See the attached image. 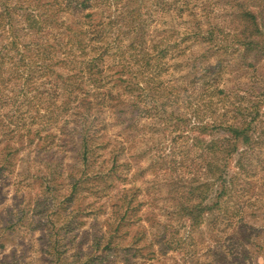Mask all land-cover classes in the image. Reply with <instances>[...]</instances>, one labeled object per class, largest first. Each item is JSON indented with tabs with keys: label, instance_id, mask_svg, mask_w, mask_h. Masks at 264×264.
Here are the masks:
<instances>
[{
	"label": "rangeland",
	"instance_id": "obj_1",
	"mask_svg": "<svg viewBox=\"0 0 264 264\" xmlns=\"http://www.w3.org/2000/svg\"><path fill=\"white\" fill-rule=\"evenodd\" d=\"M50 1L0 0V24L8 23V35L0 28V44L15 39L19 46L32 40L66 46L45 52L31 45L26 61L39 63L38 54L56 73L82 77L86 61L104 50L100 38L113 42L103 26L118 12L112 5L68 9L49 14L54 22L47 20L39 32L28 30L24 15L34 8L53 13L58 6ZM144 1L139 12L147 55L136 49L138 59L143 56L138 66L123 67L133 47L124 58L107 51L100 62L108 80L105 102L87 117L78 114L89 88L84 78L55 88L56 74L48 78L34 70L25 82L24 68L22 78L12 79L15 50H5L0 164L5 144L15 151L0 170V264H264V56L242 57L236 48L225 53L220 42L203 39L212 25L230 36L239 31L240 3L264 30V0ZM118 76L140 83L136 104L154 107L135 118L133 97L114 81ZM147 91L149 102L143 98ZM250 119L251 145L228 158L222 197L195 224L185 209L200 200L215 202L218 183L207 170L222 165L220 152L231 142L213 127H241ZM83 126L90 127L89 134ZM84 137L86 161L80 156ZM74 181L81 184L72 194ZM110 239L118 248L104 253ZM94 247V255L104 258L86 263Z\"/></svg>",
	"mask_w": 264,
	"mask_h": 264
},
{
	"label": "trees",
	"instance_id": "obj_2",
	"mask_svg": "<svg viewBox=\"0 0 264 264\" xmlns=\"http://www.w3.org/2000/svg\"><path fill=\"white\" fill-rule=\"evenodd\" d=\"M50 2L52 3L54 2V0H51ZM55 2H56V6H58V9L56 11H53V13L49 11H45L42 13L39 10L36 12L37 8H34L33 11L26 13L24 15V20L26 21L25 27L28 30L34 33H37L41 30V28H44V25H46L47 20H50V22H54L53 18L47 17L49 16V14L54 17L57 13L66 11L68 9L72 11H76V10L82 11L88 8H92L94 6L108 7L112 5L115 8V10L118 12V14L112 17L111 19H109L107 23H104L103 28L110 35L112 34L111 39L113 40V42L107 43L105 39L101 37L100 41L102 44V48H104V50L102 49V52L100 53L98 57H95L93 59L91 58L86 61V63L84 64V67L80 69L82 75H79V76H82V77L74 78L75 76L63 75L62 73H58V72L56 73L54 68L50 66L49 64H47L46 60L42 56L36 54L35 52L34 53L37 56H39L40 62L36 63V61L33 59L26 61V57L32 58L31 52H33V49L31 48L32 47L31 45L36 47L35 51L43 49L45 52H48V50L65 51L67 48L66 46H61V45H58L57 43L45 46V45L36 43L35 40H32L30 44L25 43L24 45L19 46L18 43H16L15 39H11V41L8 44L6 43L0 44V73H1L2 66L4 64V57L6 54L4 52L8 47H10L15 50L14 51L15 58L13 62L10 64V68H9L11 69L12 79L17 78V77L22 78V76L20 75V70L26 68V70H28V73L24 77L25 82L34 78L35 73H32L30 75L31 71H34V70L39 71V73H37L38 75L42 73L44 76L48 78L56 74V77L57 79L60 80V82L54 85L55 88H57L58 86H63V87L66 86L67 80H72L73 82H70V81L69 82L73 85H75L78 81L83 83L85 80L86 84L89 86V88L86 91L82 89L81 85L77 84V88L80 89L79 91L82 93H84L85 91V94L87 95L83 97L79 102L82 108H78V111H79L78 114L79 116L85 115L87 117V115L91 112V110L93 109L99 110L105 102L103 97H105L106 94L102 93V90L104 87H106L108 80H107V76L105 75V73L102 72L100 62L103 56L107 55L106 54L107 51L109 49L115 50L118 56L120 55V56H123L122 58H124V54L126 52L125 49L133 47L131 49L132 52L128 55V58L125 59L124 61L125 64L121 65L123 67L130 66V64L138 66L139 61H141L143 58L142 56L141 59H138L137 55H135L133 51L136 49H138L139 51L140 50L143 51L144 48L146 47L147 31L141 19L142 15L139 12V7H145V1L144 0H124V2L122 3L119 0H55ZM122 6L123 8L124 6L126 7L125 9L120 10ZM152 6L153 5H149L146 8L152 9ZM238 7H239L238 13L236 14L235 18L241 24V28L239 31L235 32L233 35L230 36L228 33L226 34L223 28L212 25V26H209V28L206 30V34L203 39H205L207 42L212 43V44L214 43V41L220 42L222 49L225 53L229 49L236 48L237 50L242 51L243 53L242 57H247L249 53H253V52L255 53V56L257 57L258 55L264 56V30H261V27L257 23L256 14L248 7V5H245V3L238 4ZM5 9L6 11L3 13H5L6 16H9L10 14L9 11L7 10V8ZM1 12H0V17L2 15ZM7 24L8 23H6V25H4V23L0 24L2 34L4 35H5L4 32H6L8 35L7 27H6ZM81 33L87 34L86 31H82ZM130 33L132 34L131 36H126ZM229 36L231 37V39L228 40L226 43V39ZM59 47H62L63 50H61ZM81 47L86 48L87 45H82ZM155 47H156L155 45H150V49L152 51L155 49ZM143 52H145L144 55H147L146 51H143ZM76 57L78 59L80 58V55ZM144 64H146V62H144ZM126 78L128 80H124L122 79L121 76H118L116 79H114V81L117 80L119 82H122V84L125 85V88L128 94L132 95L133 101H129V102L132 104L131 106L134 108L133 112H135L134 113L135 118H138L140 116V113H142V111L153 108L154 103L145 102L142 106L144 108L140 107L139 101L136 104V102H134V98L136 100L137 99L139 100L140 98H142L140 94L142 87H140V83L134 82L131 77L127 76ZM203 86H207L210 88L209 85H203ZM137 92H138V95H135L137 94ZM148 93L149 92L147 91L146 92L147 95H144L143 98L145 100H148L149 102L150 97H148ZM40 94L43 95V92H40ZM87 97L91 98L92 103L91 101L86 100ZM63 106H64V103H63ZM61 109L63 113H66L69 109L68 103H66V106H64ZM91 122L94 123L93 121ZM252 122L253 120L250 119V121H248V123L245 126H241V127H236L233 125H221V124H219V126L213 127L222 133L223 139L229 138L231 142L226 146V148L222 147V150L220 152L223 154L222 159L220 160L222 162V165L219 166L215 164V167H214L215 169L212 170L211 168H209L210 171L207 170L209 173V176H212L214 182L218 183V184L216 183L217 185H214L216 187L213 188L214 190H216L215 196L213 197V200H215V202L213 204L211 203L210 205H208V204H204L203 201L200 200V203H198L197 205L191 206L185 209V211H187L188 218L192 222H195V224H199V222L201 221V217H203V215H205L207 212L212 211V209H214L215 206L217 205L216 200L222 197L223 189L226 188V184H227V181L225 180L223 175L226 174V166H227L228 158H231V156L235 152H237L239 148L251 145L252 138H253L252 137L253 129L251 127ZM88 125H91V124H88ZM81 129H84L85 132L88 131L87 132L88 134L90 132L89 130H91L90 127L88 126L86 127L83 126ZM201 130L206 132L205 128H202ZM12 133L13 132L11 131L8 135L10 136ZM211 147L212 145H210V148ZM223 149H226V150H223ZM1 151H4V159H3V162L0 164V170H2V168H4L8 164L7 158L12 156L14 152L12 153L11 151H15V150L9 147V145L5 144L4 147L1 148ZM80 151H81L80 153L81 158L86 161L87 160L86 157L88 156V145H87L86 137H84L82 140ZM211 166H213V164L210 165V167ZM80 184H81L80 181L79 182L74 181V183L72 184V188H71L72 194L75 193L77 189H79ZM210 190H211L210 187H207L205 189L204 191L205 196L208 194V192H210ZM191 194L192 193H190V195ZM112 242L113 240L110 239V241L107 243V245L105 246L103 250L104 253H106V251L112 252L114 250H117L118 244H115L112 247ZM96 249L97 247H94L93 251L88 253V255H86V259H85L86 263H93V262L101 263L102 262V259L104 257L102 258L101 255H96V256L94 255V253H96L95 252Z\"/></svg>",
	"mask_w": 264,
	"mask_h": 264
}]
</instances>
